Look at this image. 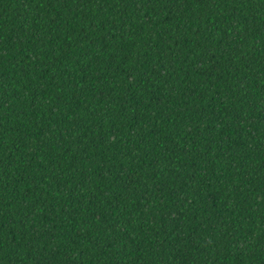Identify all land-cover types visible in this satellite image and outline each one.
<instances>
[{
    "label": "trees",
    "instance_id": "1",
    "mask_svg": "<svg viewBox=\"0 0 264 264\" xmlns=\"http://www.w3.org/2000/svg\"><path fill=\"white\" fill-rule=\"evenodd\" d=\"M0 264H264V0H0Z\"/></svg>",
    "mask_w": 264,
    "mask_h": 264
}]
</instances>
